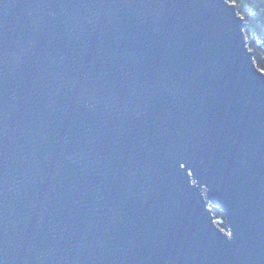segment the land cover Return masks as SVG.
I'll return each mask as SVG.
<instances>
[{
    "label": "water",
    "instance_id": "95a60500",
    "mask_svg": "<svg viewBox=\"0 0 264 264\" xmlns=\"http://www.w3.org/2000/svg\"><path fill=\"white\" fill-rule=\"evenodd\" d=\"M245 26L229 0H0V264H264Z\"/></svg>",
    "mask_w": 264,
    "mask_h": 264
},
{
    "label": "trees",
    "instance_id": "16d2710c",
    "mask_svg": "<svg viewBox=\"0 0 264 264\" xmlns=\"http://www.w3.org/2000/svg\"><path fill=\"white\" fill-rule=\"evenodd\" d=\"M229 1L235 4L238 13L243 17L248 46L257 67L264 71V0ZM211 211L218 226L227 230L222 211L213 206Z\"/></svg>",
    "mask_w": 264,
    "mask_h": 264
}]
</instances>
